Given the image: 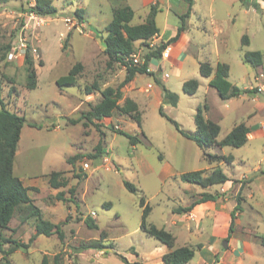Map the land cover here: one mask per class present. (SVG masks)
Segmentation results:
<instances>
[{"label": "rangeland", "instance_id": "1", "mask_svg": "<svg viewBox=\"0 0 264 264\" xmlns=\"http://www.w3.org/2000/svg\"><path fill=\"white\" fill-rule=\"evenodd\" d=\"M33 2L0 0V105L25 117L13 159V174L24 185L36 188L29 189L28 194L43 214L44 209L48 214L53 213L58 216L55 221L65 216L58 222L63 238L59 240L56 234L37 235L30 242L34 220L25 207L17 209L4 234L28 246L15 249L5 258L0 253V264H40L44 255L48 256L50 264H54V255L59 256L60 264H126L124 259L142 264H163L161 255L168 248L140 228V198L143 197L145 204L151 207L147 221L169 230L175 216L172 209L181 206V200L186 195H191L185 188H201L183 182L179 174L209 165L202 158V150L196 143L182 136L166 116L175 120L181 129L193 130L198 102L203 107L206 97L208 108L203 113L208 111L212 117L218 111L223 114L228 111L221 107L224 100L219 98L214 88L206 95L202 85L193 94L182 90L184 81L200 78L196 61H185L178 73L170 69L169 62L165 61L164 81H157L156 65H153L150 71L136 73L131 81L123 83L126 67L110 60L104 53V28L112 18L108 0H52L57 12L49 16L30 12ZM150 7L159 9V2H151ZM80 8L84 14L79 21L73 12ZM165 11L164 5L156 15L161 27L164 21L168 25L179 22L178 15L187 12L188 6L183 0L172 1L171 11L167 14ZM234 14L236 21L231 23L230 18ZM198 15L202 17L201 21ZM211 20L223 24L228 34L227 54L232 64L229 80L239 87L248 86L250 82L256 84L253 75L264 74V65L255 71L239 57L241 55L242 58L244 50L264 51V9L250 7L245 15L236 0H194L189 23L199 40L212 42L211 34L204 32V28L211 29ZM245 32L249 37V46H242L240 42ZM19 37L37 48V55L30 54L37 76L33 89L26 88L25 56L8 57L11 46ZM207 45L203 53L214 64V55L208 53L211 46L207 48ZM156 48L149 49L143 42L136 50L145 56ZM202 58L201 62L205 61ZM76 63L82 65L76 84L58 86L56 79L67 74ZM261 82L264 85V77ZM148 83L152 84V88L146 90ZM163 86L178 95L176 105L162 102ZM106 87L120 89L122 98L119 103L125 97L138 103L140 126L130 116L118 111L100 121L85 117L90 107L101 99L100 91ZM252 87L258 93L264 92L258 91L254 85ZM159 107L165 115L159 113ZM231 115L229 112L225 122L221 121L218 139L224 136ZM117 131L133 135L138 141L132 146L128 138ZM97 144H100L102 153L96 158L88 157V154L96 153ZM227 148L235 150L238 155L250 147ZM208 151L216 152L215 146ZM256 153L257 150L252 152L249 149V162L256 160ZM75 155L78 156L74 159ZM84 162L89 163L88 168H84ZM228 165L225 163L223 171L230 174ZM234 165L238 170L236 174L245 170L242 163ZM51 171L60 172L67 185L51 188L48 184ZM203 171L210 173L209 169ZM245 179H240L242 187L248 182ZM125 180L134 184L136 190L129 191L124 186ZM236 182L233 180L232 183ZM211 186L202 188L213 191ZM58 191L63 192L62 197L66 200L56 197ZM237 195L241 197L240 193ZM237 195L225 193L223 202H236ZM240 207L245 216L255 218L264 229V205L255 207L248 200L244 203L241 197ZM44 216L48 219L46 213ZM88 218L93 221L94 227L87 226L85 220ZM193 226L188 229L198 237L189 242L199 244L192 246L195 256L190 262L194 263L200 256L198 248L202 239H208V229L204 224L202 228ZM198 230L203 232L201 238ZM173 232L171 230L174 236ZM238 232L236 229V234ZM256 239L259 242L258 236ZM92 240L101 243L100 249H80L82 243ZM176 242L180 244L179 236L175 237L174 246ZM262 250L264 247L259 246L256 252L261 259L251 264H264Z\"/></svg>", "mask_w": 264, "mask_h": 264}, {"label": "trees", "instance_id": "2", "mask_svg": "<svg viewBox=\"0 0 264 264\" xmlns=\"http://www.w3.org/2000/svg\"><path fill=\"white\" fill-rule=\"evenodd\" d=\"M188 5V11L179 16L180 24L177 28L176 34L168 41L161 43L155 50L148 51L145 54V61L141 66L129 67L127 66V73L123 83L131 81L136 73H146L148 63L151 58H159L163 48L174 42L185 29V18L188 16L190 8L193 4V0H183ZM245 7H253L259 9V4L256 0H240ZM264 2V0H262ZM29 11L41 16L54 15L57 12V8L53 5L52 0H34L30 5ZM158 12L156 7H150L149 13L145 20L141 23H132L134 16L133 10L125 5L113 8L112 19L105 25L106 36L103 38L104 53L110 60L120 62L124 64L123 56L128 55L135 49V42H145L153 35L158 34L159 28L156 25L155 16ZM84 10L82 8L73 12V15L77 20L83 19ZM69 35V32H68ZM242 46L249 44V38L247 35L241 37ZM30 53L25 55V72H26V88L33 89L36 86V72L33 66ZM242 61L251 65L255 70L264 65V51H244L242 54ZM82 65L76 63L73 65L67 74L62 75L56 79L58 86L75 85L77 81L78 72ZM228 65L218 62L215 67V75L209 80V85L216 89L221 99H228L230 97L238 96L242 93H250L252 89H241L238 86L232 84L228 79ZM213 68L208 61L199 62V74L203 77H210ZM158 81V79H157ZM199 86L197 79H188L183 82L182 90L187 94H193L196 92ZM88 89V88H87ZM89 90V89H88ZM101 99L85 113V117L88 120H102L105 117H110L114 111H118L120 114H126L137 122L138 126L141 123L140 111L138 104L125 97L122 103L119 101L122 98V92L120 89H114L112 87H106L100 91ZM163 103H169L176 105L178 102V95L170 91L163 86L162 92ZM208 106L204 103L202 106H197L194 114V131H186L179 127L178 123L167 117L179 131V133L187 139L192 140L202 150V157L208 163L224 162L231 163L233 157L231 155H220L211 153L208 149L212 146H231L240 147L247 142L248 127L244 122L235 124L232 129L220 140L217 139L220 127L217 122L207 119L204 116L203 111L207 110ZM159 113L165 115L162 107H159ZM25 124V117L12 110L6 108L3 104L0 105V253L2 258L5 255L11 253L19 247L26 248L28 244L18 243L15 240L10 239L4 234V231L8 229L9 222L13 217V214L17 209L26 208L29 216L33 218L34 234L30 236L29 241L35 239L37 235L50 236L56 234L59 240H62L63 233L59 223H53L42 217L41 210L37 207L32 199L29 197L28 190L36 188L28 187L23 184L22 180L13 174V159L17 150V145L20 139L21 130ZM31 126L35 124L29 123ZM120 134L125 135L129 143L134 146L138 141L136 137L130 135L124 131H117ZM102 153L100 144L96 145V153L88 154L90 158H96ZM78 155H75V159ZM72 159V158H71ZM180 180L187 183L206 187L208 185L223 183L228 180V176L223 172L222 168L217 166L213 168L210 173L205 174L203 170L186 171L179 174ZM124 186L129 191H135L136 187L129 181H124ZM48 184L51 188H60L67 185V181L60 177V172L51 171L48 174ZM63 192L58 191L56 197L60 200H66L62 196ZM216 196L211 193L204 192L200 195L196 202H203L206 200H214ZM240 196L237 195L236 205L231 211V219L229 224L228 236L234 229V219L236 213L241 210ZM141 221L140 228L145 234L158 240L164 244L168 251L162 256L163 264H186L194 256V249L191 246L183 245L180 247H174L175 237L173 234L163 227H157L156 225L147 221V216L151 207L145 204L143 197L140 198ZM194 203L187 207H178L174 209V212H187L191 210ZM87 226L94 227L93 221L88 218L85 220ZM259 242L264 246V235L259 236ZM11 244V245H7ZM101 243L97 240H92L86 243H82L80 249L93 248L100 249ZM81 251V250H80ZM126 264H142L141 262H129L124 259ZM54 264L59 263V256L54 255ZM40 264H49L48 256L44 255Z\"/></svg>", "mask_w": 264, "mask_h": 264}, {"label": "crops", "instance_id": "3", "mask_svg": "<svg viewBox=\"0 0 264 264\" xmlns=\"http://www.w3.org/2000/svg\"><path fill=\"white\" fill-rule=\"evenodd\" d=\"M173 2H178L179 0H158L160 11L162 6H166V14L171 11V4ZM238 2L239 8L243 11V14H247L248 8L242 5L240 0H236ZM249 2L252 0H248ZM259 4L260 9H264V2L262 0H256ZM151 0H108V9L111 14L113 8L120 6H129L134 13L132 23H141L145 20L146 16L150 10ZM194 3V0H193ZM187 4V3H186ZM193 5V4H192ZM188 6V5H187ZM192 6L190 8L188 16L185 18V29L180 33L179 37L171 42V53L167 59L163 58H151L148 63V68L151 70L153 65H156L157 77L158 80L164 81L163 78V63L169 62V68L174 72L178 73L180 68L183 66L185 61H193L201 62V58L205 61H208L213 68L212 74L210 77H203L200 75L198 78L199 86L202 85L205 91V94L210 91L212 86L209 85V80L215 75V67L218 62L225 63L228 65V69L231 67V60L228 57V47H227V31L225 30V26L221 24L219 21L211 20V29H205L204 32H208L211 34L212 42L201 41L199 40L191 31L189 17L191 13ZM157 12V13H158ZM186 13V12H184ZM182 13V14H184ZM178 15L179 16L182 15ZM157 15V14H156ZM199 20L201 21L202 17L198 15ZM112 19V18H111ZM156 25L159 28V32L157 34V43H163L168 41L171 37L176 34L177 28L180 24L179 22H174L173 25H168L165 23L163 26H159L156 20ZM231 23L236 21V14L231 16ZM110 22V21H109ZM108 22V23H109ZM107 23V24H108ZM179 23V24H178ZM247 35L246 32L242 35ZM248 36V35H247ZM242 37V36H241ZM249 38V37H248ZM241 42V40H240ZM143 42L136 41L135 48ZM250 43V41H249ZM208 44V45H207ZM211 44V45H209ZM207 45L211 46L208 53H212L214 55V64H212L206 53H203L206 50L204 47ZM249 46V44L247 45ZM240 49V48H239ZM250 51V50H244ZM202 54V56H200ZM240 60L242 61L241 55ZM169 60V61H168ZM229 70L228 77L229 80ZM256 71V70H255ZM256 74V73H255ZM255 74L253 76H255ZM254 79V77H253ZM230 81V80H229ZM231 82V81H230ZM236 85L235 83L231 82ZM254 83L250 82L248 86H238L241 89H251ZM198 86V87H199ZM237 86V85H236ZM198 89V88H197ZM215 89V88H214ZM215 92L217 93L216 89ZM218 94V93H217ZM162 95V93H161ZM219 96V95H218ZM220 98V97H219ZM135 99V98H134ZM224 100L223 105L221 107L224 110H228L224 114L219 112L214 116H209V112H205L204 116L207 119L215 121L218 123L221 132V123L225 122V118L229 114L231 115V120L228 122V126H226L223 133L224 136L232 129V127L240 122H244L248 127L249 132L247 133V142L243 145H249L250 151H256V160L252 163L248 161V152L249 149H244L243 153L236 154V151L233 149H228L227 146L218 147L215 146L216 153L220 155H231L233 160L226 166L230 169L229 172H224L228 176V180L223 183L213 184L211 188L213 191L205 190L202 187L200 189H196L193 186L186 187L185 191H190L191 195L185 197V199L181 200V206L178 207H187L194 203L191 207V210L187 212H174L175 207L172 209V213L175 214L170 222V232L174 230V237H178L181 239L180 244L175 243L174 247H180L183 245L194 246L199 245L193 242H189L192 238H197V235L190 233V227L194 225L197 228H202L203 224L208 229L207 240L202 239V245L198 250L200 251V256L197 262H188L186 264H251L253 262H257L260 258V255H257L260 243L257 241V236L264 235V229H261L260 224L255 218L244 215V210L236 213V218L234 219V229L228 236L229 224L231 219V211L236 205V202H232V200H228L227 202H223L224 194L237 195L240 193L241 197H243L244 203L248 200L250 204H253L255 207H260L264 205V92L258 93L253 90L250 93H242L238 96L230 97ZM135 101V100H134ZM206 101V97L204 98V103ZM136 102V101H135ZM137 103V102H136ZM138 104V103H137ZM200 105L198 102L197 106ZM108 118V117H105ZM103 118V119H105ZM222 121V122H221ZM195 124L193 130L194 131ZM224 136H221L218 139H222ZM187 139V138H186ZM189 140V139H188ZM191 141V140H190ZM193 142V141H192ZM199 147V146H198ZM200 148V147H199ZM202 156V151H201ZM203 158V157H202ZM242 163L244 165V169L242 173L236 174L237 169H235L234 164ZM225 163L223 162H213L209 163V165L205 168L198 169H209L210 171L219 166L222 170L225 169ZM183 173V172H182ZM181 174V173H180ZM241 178H246L248 182L242 187ZM233 180L237 181L236 183H232ZM204 192L214 194L216 198L214 200H206L203 202H196L200 195ZM41 210V209H40ZM254 211H260L261 209H253ZM44 214L48 216V219L44 216L42 210V217L46 220H49L53 223H58L61 220H64V217L59 218L53 213H49L44 209ZM264 220V218H263ZM189 223V225H188ZM189 226V227H188ZM193 226V227H194ZM164 228V227H163ZM236 229L239 230L238 234H236ZM168 230V231H169ZM34 227L32 228L31 234H34ZM200 238L202 237V230H198ZM224 241H226V245L224 246ZM258 245V246H257ZM257 251V252H256ZM262 252H264L262 250ZM164 254V253H163ZM162 254V255H163ZM161 255V256H162ZM195 256V251H194ZM193 256V257H194ZM264 262V260L262 261ZM50 264V262H49Z\"/></svg>", "mask_w": 264, "mask_h": 264}, {"label": "built area", "instance_id": "4", "mask_svg": "<svg viewBox=\"0 0 264 264\" xmlns=\"http://www.w3.org/2000/svg\"><path fill=\"white\" fill-rule=\"evenodd\" d=\"M153 3H156L158 0H151ZM70 21V19H67ZM147 43V47L149 49L151 48H156L155 45H158L157 43V34L153 35L151 38L145 41ZM171 52V46L166 45L163 50L161 51V57L163 59H167L170 55ZM27 53H30L32 55H37V48L35 46L29 45L26 41L25 38L19 37L18 41L14 43L10 51L8 52V57L11 58H16L18 56H25ZM123 61H124V66L127 67H138L141 66L144 61H145V56L141 53V51L136 50V48L129 53L128 55L123 56ZM147 71H150L149 68H147ZM264 77V74L262 72H259L257 75L254 76V80L257 81L256 84H254L255 88H257L258 91L264 90V85L262 84V79ZM152 88V84L148 83L146 90H149ZM254 88V87H252ZM84 168H88L89 163L84 162L83 164Z\"/></svg>", "mask_w": 264, "mask_h": 264}, {"label": "water", "instance_id": "5", "mask_svg": "<svg viewBox=\"0 0 264 264\" xmlns=\"http://www.w3.org/2000/svg\"><path fill=\"white\" fill-rule=\"evenodd\" d=\"M224 246L226 245V241H224V244H223ZM107 249L108 250H111V248H109V247H107Z\"/></svg>", "mask_w": 264, "mask_h": 264}]
</instances>
